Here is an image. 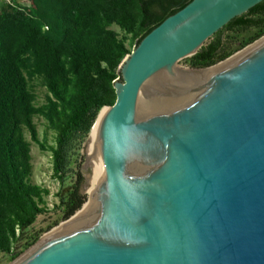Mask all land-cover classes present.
<instances>
[{
	"label": "water",
	"instance_id": "obj_1",
	"mask_svg": "<svg viewBox=\"0 0 264 264\" xmlns=\"http://www.w3.org/2000/svg\"><path fill=\"white\" fill-rule=\"evenodd\" d=\"M139 1L141 27L161 21L120 62L86 141L90 206L11 264H264V38L176 68L259 23L246 15L264 0Z\"/></svg>",
	"mask_w": 264,
	"mask_h": 264
},
{
	"label": "trees",
	"instance_id": "obj_2",
	"mask_svg": "<svg viewBox=\"0 0 264 264\" xmlns=\"http://www.w3.org/2000/svg\"><path fill=\"white\" fill-rule=\"evenodd\" d=\"M26 15L12 7L0 12V251L8 252L11 242L45 211L47 190L31 182L29 143L23 131L43 149L33 117H46L56 131L52 149L54 177L60 187L61 218L73 215L85 201L81 193L83 175L73 163L78 147L89 136L100 109L115 101L113 80L118 66L130 52L123 39L109 28L117 24L135 40L158 19L144 27V10L139 0H34ZM256 15V16H255ZM264 26V12L246 15ZM217 47L198 57L192 65L204 67L231 55L225 32ZM135 43V42H134ZM40 78L50 96L38 107L28 77Z\"/></svg>",
	"mask_w": 264,
	"mask_h": 264
},
{
	"label": "rangeland",
	"instance_id": "obj_3",
	"mask_svg": "<svg viewBox=\"0 0 264 264\" xmlns=\"http://www.w3.org/2000/svg\"><path fill=\"white\" fill-rule=\"evenodd\" d=\"M34 2V0H0V12L4 7L9 6L28 15L34 8ZM109 28L113 29L117 33L118 38L124 40L125 45L130 49V51L134 48L135 38L131 33L125 32L115 23L111 24ZM225 37L229 42L230 48L234 50V52L225 59L217 61L208 66L195 67L192 65L193 54H191L180 58L176 63V68L204 69L225 62L227 59H230L236 54L242 52L244 49H247V47H250L254 43L263 39L264 26L250 27L242 31L229 30L225 32ZM207 42L208 39L203 43V45H205ZM28 85L30 90L35 95L36 106L41 107L46 105L47 97L50 96V93L47 87L42 84L40 78L36 76L28 77ZM33 121L36 125L38 140L44 145V148L42 149L38 143L31 140L29 132L26 129L23 131V135L25 140L29 143L31 182L47 190V194L43 196L45 211L38 214L35 221L29 227L24 229L23 233L20 234L18 229L16 230V234H19V239L11 242L10 250L8 252L0 251V264H11L35 244L54 231L57 227L66 223L70 219V217L67 219H62L61 210L58 207V194L60 192L64 193L68 189L71 178L67 179L66 185L61 188L59 181L54 177L53 174L52 149L56 145V131L51 127L46 117L41 114L35 115L33 117ZM88 137L89 136H87L82 144L78 147L76 151L78 154L74 155V159L77 160L73 163V166L75 169L78 168L80 172L82 170L81 165L86 162L84 150ZM94 162L95 165H97L96 169L98 170L97 171L95 169V171L99 174V156L94 158ZM81 174L83 175L82 172ZM84 182L85 177L83 175L82 185ZM95 185L96 183L92 182L91 180L86 190L82 188L80 189L81 193L85 195V201L82 206L89 201V197L94 192Z\"/></svg>",
	"mask_w": 264,
	"mask_h": 264
},
{
	"label": "bare ground",
	"instance_id": "obj_4",
	"mask_svg": "<svg viewBox=\"0 0 264 264\" xmlns=\"http://www.w3.org/2000/svg\"><path fill=\"white\" fill-rule=\"evenodd\" d=\"M241 53V52H240ZM240 53H238V54H236L235 56H237V55H239ZM235 56H233V57H235ZM233 57H231V58H233ZM230 58V59H231ZM229 60V59H228ZM201 70H203V69H201ZM196 71V70H195ZM198 71V70H197ZM94 126V125H93ZM92 129H93V127H92ZM92 129H91V131H92ZM91 133V132H90ZM90 135V134H89ZM96 157V156H95ZM94 157V158H95ZM94 158H93V164H94V166H95V169L97 168V165H95V162H94ZM97 170V169H96ZM98 171V170H97ZM98 172H96L95 171V173H94V175L92 176V178H91V180H92V182H95V183H97V181H98ZM91 180H90V182H91ZM92 196V195H91ZM90 196V197H91ZM87 205V206H86ZM86 206V207H85ZM88 206H90V201H88L87 203H85L83 206H82V208L80 209V210H78L73 216H72V218H70L69 219V221L70 220H72V219H74V218H76L81 212H83ZM68 222V221H67ZM65 224V223H64ZM63 225V224H62ZM61 226V225H60Z\"/></svg>",
	"mask_w": 264,
	"mask_h": 264
}]
</instances>
